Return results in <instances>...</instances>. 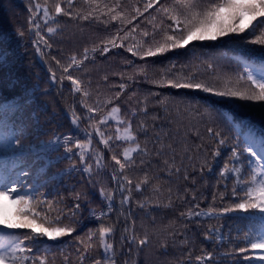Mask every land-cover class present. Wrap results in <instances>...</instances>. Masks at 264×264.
Here are the masks:
<instances>
[{"label":"trees","instance_id":"trees-1","mask_svg":"<svg viewBox=\"0 0 264 264\" xmlns=\"http://www.w3.org/2000/svg\"><path fill=\"white\" fill-rule=\"evenodd\" d=\"M55 2L57 0H0V46L15 50L16 63L13 65V70L29 86L38 81L40 89H47L46 94L37 97L35 104L27 107L24 116L28 117L29 113L43 108V111L37 113L42 130L40 140L55 141L57 137H61L58 148L56 144L50 148L45 146V157L56 159L64 155L63 136L71 134L74 139L78 138L86 142L87 133H92V144L85 149L89 153V162L93 163L94 175L91 177L70 169L73 162H76L78 167L84 166L80 164L78 150L74 147L73 152L67 154L70 158L60 159L58 163L43 169L44 159H41L34 165L27 177L21 175L25 170L24 157L21 155L3 165L7 182L20 179L25 185H37L36 199H46L51 202L38 206L37 211L46 215L49 221L54 222L57 216L60 217L59 223L54 222L49 225L47 222L37 221L38 223H44L45 227L71 226L75 228L69 236L55 241L44 237L42 242L36 245L32 254L37 257L46 256L49 264H63V256L69 255L73 264H78L76 249L80 245L77 237L85 238L89 230L96 231L101 225L105 227L114 225V238L109 242L114 243L118 264H124V261L128 264H197L196 257L208 252L213 253L215 264H229L232 260L238 261L239 264H246L245 254L225 256L224 253H234L244 248L247 250V256H255L250 245L244 242L249 229L255 226L254 220L233 212L219 217L200 216L187 221L180 218L179 213L192 209L195 204H199L198 211L219 212L222 207L238 202L232 193L236 184L235 179L230 177L221 180L219 173L229 160L233 138L239 137L242 141L241 147H246L248 132L251 131L250 128L241 129L239 125L234 128L227 120H218L219 128L224 130L228 143L220 149V156L213 159L211 153L216 148L215 139L205 131L206 125L199 120L197 112L215 108L224 117L231 114L237 121H244L254 127L257 132H263L264 104L225 98L197 89L174 88L167 81L191 75L196 81L215 83L221 89L224 80L231 78L232 84L229 86H235L237 74H244L247 71L255 74L259 71L260 65L264 64V51H261L260 46L246 43L253 39L251 35L240 34L242 39L233 35L219 37L217 40H193L186 46L169 49L155 56L144 57L143 51L149 47L155 49L157 43H163L164 33L157 32L153 38L151 35L153 28L148 23L151 16L156 13L149 10L144 16L131 20L132 15L135 14L133 7L139 6L142 9L144 0H119L120 7L116 10L124 11L131 23L111 21L110 16L104 14H101V19L110 21L107 26L95 20L78 21L62 14L54 16L55 23L49 26H59L62 31H58L54 40L50 41L53 47L44 49L47 55L41 57L35 51V46L29 43L36 38L34 33L28 31L30 5L36 3L47 5L50 8V14H54ZM59 2L62 7H67L65 0H59ZM116 2L117 0H98V5L99 8H104V5L111 7ZM175 2L176 0H166L169 5ZM75 8L87 13L92 8H97V5L92 4L91 0H75ZM104 12H107L106 8ZM39 15L42 22V12ZM159 20L158 16L155 21L157 25H159ZM134 27L135 32H131ZM119 29H123L120 31V36H124L125 32H131L129 38L123 41L124 47H117L106 56L97 52L94 59L90 52L89 60L82 68L69 70L74 78L82 80V88L89 92V97L84 98L88 105L112 101L102 106L101 112L90 114L82 106V93H75L66 78L62 84L59 79L55 82L50 79V72H55L57 77L61 74L60 67L52 57L59 59L62 64H67L68 58L73 53L80 56L84 48L91 49L101 41L111 38ZM18 31L24 33L22 38L16 35ZM144 31L149 32L150 36L143 37ZM45 32L46 28H43L42 34ZM175 34L179 35V33ZM120 42L117 41L118 44ZM130 46L134 49L141 46L142 50L138 55H133L126 50ZM105 76L108 77L107 80L103 79ZM181 82L187 81L182 80ZM5 84L4 73L0 72V96L11 98L16 93L8 91ZM121 84L126 85L123 91L119 87ZM244 86L241 82L240 87ZM117 92H120V97L114 99ZM117 105L120 107L119 119L131 121L133 131L138 137L137 142L142 147L146 144L151 153L155 142L154 134L161 131L167 132L169 136L164 140V144L173 145L176 153L174 163L177 167L183 165L179 173L174 171L169 173L164 161L170 160L171 162L173 155L171 150H165L158 157L133 153L135 164L130 165L123 172V175L133 182L132 198L131 203L126 202L123 207L120 204V191L117 189L116 181L112 179L114 171L119 173V166L111 160V156L115 153L122 159L123 148L135 147V144L114 139L116 128L119 126L122 134L126 125H117L112 119H109L106 125L101 126V130L106 133V138L107 136L113 137L110 149L99 142L100 138L95 135L92 127L101 117L107 119L106 115L111 107ZM73 110L81 117L78 126L73 124L71 119ZM133 110H135V115H133ZM89 115L93 116L92 120L87 119ZM156 116L160 119L154 120ZM141 121L148 125L147 136L136 131ZM27 123L28 131L31 132V120ZM153 124L156 125L155 128L152 127ZM197 130L202 139L195 135ZM3 131V127L0 126V134ZM31 141L32 136L26 135L24 143L28 144ZM96 152L103 153L104 157L102 161L104 167L98 172L94 163ZM11 154L14 153L0 146V155ZM27 158L29 161L32 159L30 156ZM141 159L145 161L144 165L140 164ZM205 159L211 162L212 171L209 172L205 168L201 173L199 167ZM185 170L188 174L187 180L184 179ZM244 171L245 175L242 179L247 180L250 178L247 174L248 170L245 168ZM146 178L148 182L145 184ZM90 181L96 183L93 185ZM136 183H141L140 191H136ZM101 187L115 194L111 214H107L106 201L99 193ZM77 192L87 193L90 203L85 204L81 201V209L72 219L69 218V214L77 202L74 199ZM193 195H195V200L192 199ZM242 195L243 191L238 189L236 196ZM138 202L144 203L145 207L140 209L137 206ZM157 204L161 207H152ZM168 204H171V207H164ZM45 209L50 210L45 211ZM89 209L94 210L96 217H99L102 211L106 215L94 219ZM128 212L131 215H127ZM126 216L127 222H125ZM9 218L14 219L11 216V210ZM125 228L129 229L127 233L124 232ZM133 228L140 237L147 232L151 240L142 252H138L136 245H132V252L129 254L120 237L122 234L131 235ZM210 228H216L218 231L214 234L208 233ZM173 229L177 231L174 242L168 236ZM12 230H18L16 234L30 231L29 229ZM206 234L210 236L209 239H205ZM165 239L168 243L166 250L161 247ZM121 251L124 252L123 255ZM101 256L102 251L98 240H95L91 258H86L84 264H93L94 259ZM3 264H13V261H4ZM250 264H256V260L252 259Z\"/></svg>","mask_w":264,"mask_h":264},{"label":"snow or ice","instance_id":"snow-or-ice-1","mask_svg":"<svg viewBox=\"0 0 264 264\" xmlns=\"http://www.w3.org/2000/svg\"><path fill=\"white\" fill-rule=\"evenodd\" d=\"M67 7H62L59 0L54 3V14H50V8L47 5H41L36 3L30 5L31 11L28 23L30 25L28 31L34 33L35 39L29 41L30 44L35 46V51L44 57L47 53L44 49H51L53 47V41L58 31L62 29L57 27L49 26L55 23L54 16H67L70 19L78 21H93L97 23H103L107 26L110 21L107 19H101V14L110 16L111 21H121V23H131V20H136L138 16L142 17L149 10H152L156 15H152L148 21L152 25L153 32L152 37H155L157 32H163V43H157L155 49L149 47L143 51L144 57L155 56L158 53H164L169 49L180 48L189 44L193 40H217L219 37L235 36L241 38L240 34L251 35L253 39L246 41V43L260 46L261 51H264V0H176L175 3L169 5L166 0H144L143 7L134 6L131 20H128L124 11H117L120 7L119 0L109 7L104 5V8H99L98 0H91L92 4H96L97 8L87 13L77 10L75 8V0H65ZM91 7V5H90ZM107 12H104V9ZM42 12L43 21L41 22V16L39 13ZM115 13V14H113ZM160 17L159 25L155 23L157 17ZM166 25V26H165ZM46 28V32L42 34V29ZM259 30V34H257ZM120 31L117 30L115 35L111 38L101 41L98 45H94L91 49L84 48L83 53L78 56L73 53L68 58L67 64H62L59 59L52 57L55 63L60 67L61 74L57 77L55 72H50V79L55 82L57 79L63 82L66 78L72 85V89L75 93H82V106L87 109L88 113H99L102 110V106L112 101L107 102H96L94 105H88L84 98L89 97V92L82 88V80L74 78L70 73V69L79 70L82 68L86 61L89 60V53L95 54L98 52L100 55H108L113 49L117 47H124V40H127L131 35V32H135V27L131 32H125L124 36H120ZM173 34H169V33ZM179 33V35L175 34ZM18 37H23L24 33L18 31L16 33ZM143 37H149L150 34L147 31L142 33ZM135 38L134 36L132 37ZM121 41L119 44L117 41ZM127 52L133 55H138L142 48L137 46L127 47ZM16 63L15 50L9 49L6 46H0V72L4 73V79L6 80L5 87L8 91L15 92L16 94L11 98L0 96V126L3 127L4 131L0 134V146L18 153L23 159V165L25 170L21 173L22 176L27 177L30 175L34 165L37 164L41 159H44V165L42 169L50 166L54 163H58L60 159L70 158L68 153L73 152V147L78 150V159L82 168L78 167L76 162L70 165L71 170L82 172L87 174L89 177L94 175L93 163L89 162V153L85 151L92 144V133H87L88 139L86 142H82L80 139L75 138L69 134L62 137L64 147V155L56 159H48L45 157V146L48 148L52 147L53 144L59 147L61 137H57L55 141H41L40 135L42 130L40 129V120L38 111H43V108L29 113L28 117L24 116V112L28 106L35 104L36 99L39 95L46 94L47 89H40L39 82L36 81L30 86L24 81L22 77L17 75L13 70V65ZM131 63V62H129ZM107 80L108 77L103 78ZM131 79V77H129ZM182 80L187 82H181ZM241 82L244 83V87H240ZM174 88H186V89H197L202 90L206 93L218 95L225 98L237 99L245 102H254L264 104V64L260 65L259 71L253 73L247 71L244 74H237L235 78V86H229L232 84L231 78L224 80L222 89L215 83H208L206 81H196L191 75L188 77H178L176 79H170L167 81ZM121 91H123L126 85L121 84ZM120 97V92L115 94L114 99ZM163 103L164 101H160ZM146 111V109H145ZM120 112V107H111L108 113V118L101 119L96 125H93V132L100 138V143L109 147L113 141V137L107 136L105 131L101 130V126L106 125L108 120L115 117ZM135 115V110H133ZM199 120L204 122L206 125L205 131L210 134L216 142V148L211 153L213 159L220 156V149L227 145L228 138L224 135V130L219 128L218 120H227L231 123L234 128L239 125L241 129L250 128L248 132L247 146L241 147L242 141L239 137L233 138V143L230 145V156L229 160L221 168L219 176L221 180L233 178L236 181L232 189L233 197L238 202L232 203L230 206L222 207L219 212L208 211L204 212L199 209V204H195L192 209L186 212H180V218L192 221L200 216H222L224 214L237 212L244 215L249 220H258L260 227H251L249 233L245 236L244 242L250 245L251 250H260L264 252V132H257L254 127L246 124L244 121H237L234 116L229 114L224 117L218 109L211 108L206 109L205 112H197ZM71 119L73 124L78 126L81 117L77 115L75 110L72 111ZM88 120H92L93 116L89 115ZM154 120L160 119L159 116L153 118ZM28 120L32 122V131L29 132ZM117 125H126L123 128V134H121L120 127L116 128V141L130 142L135 144V147H124L122 151V159L115 153L111 156V160L119 166V173L113 172L112 179L116 181L117 189L121 195V207L127 202L131 203L133 182L123 175L125 169L130 165L135 164L133 153L138 155L142 154L145 156L162 155L165 150H171L173 155L170 160H165L164 164L168 168L169 173H179L181 167H177L174 163L176 153L171 143L164 144V140L168 138L169 133L167 132H156L155 142L153 144V151L150 153L147 145L143 147L137 142L138 137L134 133L132 123L128 119L116 120ZM215 125V126H213ZM156 127L155 124L152 125ZM195 127V125H193ZM136 131L142 132L145 136L148 133V125L143 121L137 126ZM242 134V133H241ZM26 135L32 136V141L28 144L24 143ZM195 135L198 138L200 133L197 130ZM74 140V144H73ZM27 154V156H25ZM32 157L29 161L27 157ZM191 159V157H188ZM103 153H95V168L97 172L104 167ZM140 164L144 165L145 161L140 160ZM207 168L209 172L212 171V164L207 159L204 163L200 164L199 171L203 173L204 169ZM245 168L248 170L247 174L250 177L245 180L242 177L245 175ZM195 170V169H194ZM184 179H188L187 171L185 170ZM147 178L144 183L146 184ZM93 185L95 181H90ZM226 187V185H225ZM136 191L141 190V183L135 184ZM243 191L242 196H236L237 190ZM38 190V186L34 184L25 185L23 181L17 179L15 181H8L0 184V228L3 229H29L20 234H10L0 232V264L4 261L11 260L13 264H49V260L46 256H35L33 250L39 243L42 242L44 237L49 240H58L61 237L69 236L75 231V228L71 226L63 227H45L44 223H38L37 221H43L49 223H59L60 217L57 216L55 221H49L46 215H42V212L37 211V207L50 204L51 202L45 200H37L35 192ZM99 193L106 201L107 214H111L113 210V204L115 202V194L107 191L101 187ZM125 193H127L125 195ZM178 199H184L183 197H177ZM74 199L77 201L73 210L69 214V218L74 219L77 213L81 209V201L85 204L90 203L87 193L77 192ZM195 200V195L192 197ZM215 199V197H214ZM223 199V196H221ZM137 206L140 209L145 207V204L138 202ZM153 208L161 207L159 204L153 205ZM164 207H171V204L165 205ZM11 210V216L14 219L9 218ZM50 209H45L49 211ZM89 212L93 214L94 219L102 218L106 215L105 212H100L99 217L95 216L94 210L89 209ZM127 215H131L130 212ZM127 222V216L125 217ZM134 224V221H133ZM128 228L124 229L127 233ZM218 229L210 228L208 233L214 234ZM115 232V226L105 227L101 225L98 230L89 232L85 238L77 237L78 244L80 247L76 249L77 262L78 264H84L86 258H91V253L94 248V241L98 240L99 247L102 251V256L96 258L93 264H118L116 249L114 243L109 242L112 240ZM177 231L173 229L168 233V236L175 241ZM22 237V238H21ZM208 234L205 235V239H209ZM222 238V237H221ZM122 244L127 248L128 253L132 252V245H136V250L142 252L143 248L150 243V236L147 232L142 237L135 233L133 228L131 235H121L120 237ZM4 241H7L4 243ZM161 247L166 250L168 247L167 239L161 243ZM47 251V249H45ZM247 250L240 248L237 252L224 253L225 256H236L245 254L244 259L246 264H250L252 259L256 260V264H264V255L249 257L246 255ZM124 252L121 251V255ZM197 264H215L214 255L211 252L206 253L203 256L196 257ZM63 264H73L69 255L63 256ZM124 264H128L124 261ZM229 264H239L238 261L232 260Z\"/></svg>","mask_w":264,"mask_h":264},{"label":"rangeland","instance_id":"rangeland-1","mask_svg":"<svg viewBox=\"0 0 264 264\" xmlns=\"http://www.w3.org/2000/svg\"><path fill=\"white\" fill-rule=\"evenodd\" d=\"M119 115H120V112L113 118H111L112 120L116 121V120H121L119 119ZM108 117V114L106 115ZM122 134H123V130H122Z\"/></svg>","mask_w":264,"mask_h":264}]
</instances>
